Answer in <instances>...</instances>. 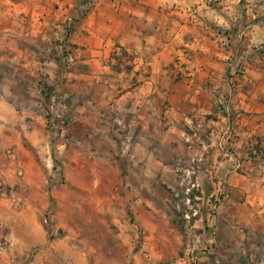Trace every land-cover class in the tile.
<instances>
[{"label":"crops","instance_id":"crops-1","mask_svg":"<svg viewBox=\"0 0 264 264\" xmlns=\"http://www.w3.org/2000/svg\"><path fill=\"white\" fill-rule=\"evenodd\" d=\"M117 47L132 64L114 60ZM98 85L108 111L95 115L121 109L153 143L162 114L167 133H199L219 212L232 215L249 257L264 261V160L248 153L264 149V0H0L1 105L57 91L73 102L84 94L91 109ZM229 91L230 112L221 113L218 96ZM24 114L45 129L41 111Z\"/></svg>","mask_w":264,"mask_h":264},{"label":"rangeland","instance_id":"rangeland-1","mask_svg":"<svg viewBox=\"0 0 264 264\" xmlns=\"http://www.w3.org/2000/svg\"><path fill=\"white\" fill-rule=\"evenodd\" d=\"M132 56L113 51L117 63ZM103 89L91 109L84 94L73 102L57 91L42 103L0 104V178L20 198L0 194V264H264L219 212L199 133H167L162 114L153 143L121 109L95 115L108 111ZM28 111H41L44 130Z\"/></svg>","mask_w":264,"mask_h":264},{"label":"built area","instance_id":"built-area-1","mask_svg":"<svg viewBox=\"0 0 264 264\" xmlns=\"http://www.w3.org/2000/svg\"><path fill=\"white\" fill-rule=\"evenodd\" d=\"M231 91L225 93V92H221L218 96V110L221 113H227L230 112V98H231ZM230 136H234L236 135V133L233 131L232 128H230V130L228 131ZM230 149V148H229ZM249 156L251 157H259L261 160H264V151L262 149V146H249ZM237 167H241L242 166V161L240 159H238L237 161ZM8 193H10L11 196L14 197V200H19L20 198L16 195V193L13 191V189L7 188L5 186V184L2 182L1 178H0V194L1 195H7Z\"/></svg>","mask_w":264,"mask_h":264}]
</instances>
